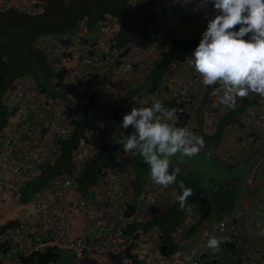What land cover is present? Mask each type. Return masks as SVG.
<instances>
[{
  "label": "crops",
  "instance_id": "obj_1",
  "mask_svg": "<svg viewBox=\"0 0 264 264\" xmlns=\"http://www.w3.org/2000/svg\"><path fill=\"white\" fill-rule=\"evenodd\" d=\"M66 1L69 3L68 8L66 6L61 12L67 10L66 15L71 23L66 28L69 29V32H72L71 34L74 35V38L80 36L85 41L93 42L97 36V24L103 20V16H114L117 19V24L115 29L106 36V39L107 37L109 39L115 38V42H117L115 49L112 48L113 56L116 57L117 50L123 53L129 48L128 52H125L127 54L123 56V59L131 57V59L138 60L134 74L121 73L114 77L115 85L120 92V105L119 103L117 104L119 108L116 107L115 111H120L123 116L129 113L133 107L151 106L156 101L161 102L164 106L165 102L177 90L178 86L174 77L177 76L182 79L190 77L193 65L191 61L184 60L181 57L182 43L179 37L175 36V32H168L165 41H163L158 50L146 51L143 49L144 38L142 34L145 36L144 33L149 34L152 32L154 23L150 21V18H153L157 12H163L164 0H147L141 10L133 12L136 14L128 15L129 20L126 22H122L119 15L106 8L97 18L96 12L100 8L96 6L97 2H94V0L85 5L81 4L78 11L71 8L70 5L76 0ZM193 1L197 2V7L192 11L178 12L176 21L178 22L179 31L191 28L194 29V32L196 31L197 34L201 35L202 28L207 27L208 19L213 18V11L212 9L200 8V0ZM14 10L19 12L12 4H9L0 9V14H8ZM63 14L65 13L63 12ZM89 19L91 22H89ZM58 36L60 35H47V40L45 39L42 42L44 50H46L45 55L50 61L55 59L52 62L53 64L51 62L47 63L45 60L46 64H49L53 73H56V71L80 72L81 65L71 53V51H77L79 46L73 39L59 43ZM39 46H41V43H39ZM56 51L57 54H55ZM62 52L69 55V62L65 66L58 59ZM17 78L28 85L32 102L38 99L39 92H44L38 86L34 75L26 73ZM101 80L100 77L95 76L86 81V89L90 93L91 99L96 93L106 88ZM54 81L57 85V90L55 85L47 88L52 90L54 99L61 98L59 80L56 75ZM217 89L219 91L213 96V91ZM196 90L200 95V100L193 108L194 122H189L194 127L192 128V133L204 138L205 147L202 149L204 152L211 151L212 154L214 153L217 162L221 166L233 167L231 169L233 179L224 180L220 189L207 190V196L203 197L201 189L195 188V184L200 183L201 187H204L203 179L193 172H191L193 174L192 178H184L180 172L177 176V184L167 188V193L161 198L159 207L152 208L146 215H136L138 206L144 202L141 195L144 185L150 180V172L146 173V176H143L144 184L131 189V203L126 205L127 211L129 210V212L131 211L134 214L133 224L124 229L116 245L107 249L102 245V237L112 234L117 227L121 228L122 225L114 220L110 221L106 228H95L94 216L84 211L78 204V200L83 199V197L87 198L82 185L85 188L88 183L85 186L83 181L82 183L80 180H76L73 186L64 189L66 192L65 208L53 218L52 223L42 226L35 202L39 197L47 198L55 195L58 190L56 189L58 188L56 181L61 177L57 178L58 176H56L41 187L34 186L32 183L35 181L34 179L39 177L42 169L30 175L26 169L16 167L12 169L11 173L3 176L5 184L0 191V228L12 220H17L20 225H29L37 237L45 240L53 234L59 222L68 219L67 231L71 237L87 234L89 239L100 243V247L95 254L91 258H86L83 264H187L188 261L185 257L191 256L193 258L201 247L199 237L208 220L213 217H220L225 212L232 213L237 207H240L243 210V215L238 222L242 233L249 241L259 243L264 247V236L257 235L261 229H264V135L260 138L259 143L250 144L242 151H236L233 155H228L236 149L240 137L249 135L260 128L259 119L254 121L244 120L243 115L250 107H260L263 97L253 94L252 98H244L237 101L235 110H232L220 103L222 89H220L219 85L204 86L201 84L196 86ZM6 93L7 91L3 93L2 98L0 97V154L6 148V143L11 138L12 133L19 129L18 125L8 118V113H4L7 111L3 105V98H5ZM68 98L71 97L68 95ZM64 100L66 99L64 98ZM213 100L219 105L220 115L211 132L207 128L205 116ZM81 106L86 109V112L92 108L96 109L97 113L101 111L103 120L110 113L109 109L90 101ZM83 113L86 116L84 111ZM28 118L34 123V112L30 111ZM112 118L110 116L109 119L111 120ZM177 127L190 128L185 121L178 124ZM19 147H23V145L20 144ZM59 158L60 156H57L54 166L57 165ZM131 167L136 179L137 170H135L134 166ZM172 169L174 168L170 167V171ZM145 170L146 168H144ZM250 172L253 174V180L251 183L245 184L243 179ZM180 181H183L185 187L192 189V194L187 198L183 210L180 209L176 197L172 195L173 192L182 194V190L179 188ZM197 193L204 199V208L209 209L206 218L203 217L202 201L200 198H193ZM89 204L95 207L98 202L91 200ZM161 222L169 228V235L166 236V239L162 237L163 235L158 234ZM17 238L15 237L14 240ZM163 242L170 246L166 255L163 251L164 247H162ZM2 244L11 248L4 254V261H10L7 264H19L18 259L22 254L15 250L16 246H12L9 240ZM128 248L137 252L134 260L128 257L126 253ZM217 254L223 256L226 262L230 261L229 254H226V252L220 251ZM121 255L124 257L123 260H119ZM66 258L69 261L70 255H66ZM247 262V264H264V257H261L256 251H251Z\"/></svg>",
  "mask_w": 264,
  "mask_h": 264
},
{
  "label": "built area",
  "instance_id": "obj_2",
  "mask_svg": "<svg viewBox=\"0 0 264 264\" xmlns=\"http://www.w3.org/2000/svg\"><path fill=\"white\" fill-rule=\"evenodd\" d=\"M146 1L127 0L126 6L131 11H138ZM9 4L16 5L24 12L37 14L43 13L47 6L46 0H0V9ZM163 4L165 5L162 7L163 12L158 16L156 23L153 24L152 32L144 41L145 50H158L165 41L168 32L173 31L175 36H178L182 41L181 57L184 60L191 61L190 57L195 48L183 45L187 43L186 40L197 39L198 34L191 28L179 31L176 15L181 11H192L197 7V2L193 0H164ZM204 8L212 9L214 15L217 14L211 4ZM116 24L117 20L112 17L101 20L97 24V36L93 42L85 41L80 36L74 38L73 34L66 37V39H73L79 46L77 51H71V53L81 65V71L67 72L64 79L59 80L58 78L61 98L54 99L49 92L41 91L38 99L32 102L27 84L18 78L11 82L4 96L5 98H3V105L6 107L8 118L14 121L19 129L12 133L11 138L6 143V148L0 154V191L5 184L3 176L11 173L12 169L22 167L32 175L41 170L44 164H51L55 161L62 150L60 141L70 138L75 133L77 125L85 121L81 108L82 104L90 101L102 105L103 108L109 109V117L122 115L120 111L110 110L120 101V92L115 85L114 77L121 73L134 74L138 60L131 59V57L123 59L122 52L117 49L116 57L113 56L112 45L114 40L108 37L106 39V36L115 29ZM205 29L206 27H203V32ZM55 54H57V51ZM58 59L65 66L69 62V55L62 52ZM95 76L102 79L101 81L106 88L96 93L91 99L85 83ZM174 78L178 86L177 90L165 102L164 107L177 109L176 126L185 121L192 132L194 127L189 122H194L193 108L200 100L196 86H200L202 82L194 67L189 78L182 79L177 76ZM68 95L71 98H68ZM252 97L253 94H249L246 98ZM239 100L242 99L238 98L237 101ZM30 111L34 112V123L28 118ZM219 115V105L213 100L205 116L209 131H213ZM243 119L253 121L259 119L260 128L249 135L240 137L236 149L228 155H233L236 151H242L250 144L259 143L260 138L264 135V97L260 107L248 108L243 115ZM107 127L102 119L92 117L87 120L83 128V134L77 140L72 171L56 181L58 187L56 189L58 190L55 195L47 198L39 197L35 202L42 226L52 223L53 218L65 208L66 192L64 189L71 187L73 181L79 179V177L82 179L83 169L91 166L100 156L99 152H101L100 150L105 146L108 139ZM20 144L23 147H19ZM132 158L131 153L119 150L114 155L112 164L107 162L99 165L92 178L83 181L85 186L88 183V186L85 187L87 198L83 197V199L78 200V204L80 208L94 216L95 228H106L109 222L114 220L122 225L121 228L117 227L112 234L102 237V245L107 249L116 245L124 229L133 224L134 214L128 215L129 210L127 211L126 208L127 203H131V189L135 188L136 175L133 173L130 163ZM252 180V174L245 177V183H250ZM166 193L167 189L154 184L150 179L145 185L143 193H141L144 202L138 206L136 215H146L152 208L159 207L161 198ZM91 200L97 201L98 204L92 207L89 204ZM242 215L243 210L237 207L232 213L225 212L220 217L209 219L199 237L201 247L197 255L192 258L191 264H240L235 252L233 253V250L228 248L227 244L229 242L233 244L236 250L242 252L244 259L247 258L248 260L251 251H256L264 257V247L248 241L242 234L238 222ZM67 227L68 219L59 222L53 234L47 239L41 240L34 234L29 225L21 224L17 229H10L5 235L3 234L4 236L0 237V245L7 240L10 241L18 237L16 239V249L23 257L43 252L50 247L60 255V260L57 262L51 260L48 264H83L86 258H91L95 254L100 247V243L89 239L87 234L71 237ZM212 235L224 238L226 241L221 243L216 254L205 247L207 240ZM220 251L229 254V262H226L223 256L217 254ZM131 252L137 255L134 249ZM68 254L70 255L69 261L66 258ZM7 263L9 262L5 264ZM19 264L25 263L20 261Z\"/></svg>",
  "mask_w": 264,
  "mask_h": 264
},
{
  "label": "clouds",
  "instance_id": "obj_3",
  "mask_svg": "<svg viewBox=\"0 0 264 264\" xmlns=\"http://www.w3.org/2000/svg\"><path fill=\"white\" fill-rule=\"evenodd\" d=\"M208 4L212 5L217 14L214 15L213 12V18L208 19L204 32L198 34V38L201 36L202 38L190 57L191 63L202 84L219 85L223 91L220 103L235 110L238 98H246L249 94L264 97V0H200L199 7L204 8ZM13 6L21 13L37 14L24 12L16 5ZM105 16L116 19L113 16ZM105 16L102 19L106 18ZM71 33H67L64 37H68ZM45 37L47 35L41 36L39 43H42ZM68 40L70 39H66ZM144 44L143 42V49H145ZM217 91L219 89L214 90L212 95L215 96ZM176 113L177 109L166 108L159 101L147 107H133L129 113L122 115L121 123L123 129L132 131L116 141L123 146L125 153L139 155L150 169L151 181L165 189L177 184V176L181 172L179 167L170 171V158L178 153L181 158H191L198 155L205 147L202 136L193 134L186 127L176 126L178 119ZM114 116L121 114L112 117ZM109 118V116L104 120L102 118L105 124L107 122L106 125L111 123ZM249 174L252 172L246 176ZM77 180L83 181L80 177ZM243 181L245 183V178ZM179 188L182 194L173 192L172 195L176 197L180 209L183 210L187 198L192 194V189L185 187L183 181L179 182ZM257 235L264 236V229H261ZM10 242L12 246H16V240ZM224 242H226L224 238L212 235L205 247L215 254ZM2 245L5 247L3 248ZM2 245L0 264H5L2 256L11 248ZM15 250L17 251L16 247ZM185 259L191 264V256H186Z\"/></svg>",
  "mask_w": 264,
  "mask_h": 264
},
{
  "label": "trees",
  "instance_id": "obj_4",
  "mask_svg": "<svg viewBox=\"0 0 264 264\" xmlns=\"http://www.w3.org/2000/svg\"><path fill=\"white\" fill-rule=\"evenodd\" d=\"M126 1L127 0H94V2H97L96 6L100 8L96 12V17L98 18L99 14L102 13L104 8H106L107 10H111L112 12L116 13V15H119V18L122 22H126L127 20H129L128 19L129 14L130 15L136 14L133 13L135 11H131L130 9H128V7L126 6ZM88 3H86L85 0H76L73 1V3H71L70 5L71 8H74V10L78 11V8L81 4L85 5ZM68 5L69 3L66 0H48V4L45 8V11L41 14H25V13L21 14L20 12H17L15 10L8 14L6 13L0 14V24H1L0 97L1 98L3 97V93L7 91L9 85L16 77L22 74H26V72L24 71L26 66L32 67L34 69L32 75L35 76L38 82V86L42 90L49 92L51 95L53 94L52 90L48 89L47 87L49 86L53 87V85H55L57 90V85L54 81L55 75L59 78V80L60 79L62 80L65 78L67 71H59V72L56 71V73H53L52 70L50 69L49 64L47 65L45 62L46 58L42 56L43 55L42 50H44L43 43H41V46H39V43L37 45L35 44L36 47L34 46L33 43L36 36H42L44 34L60 35L57 38L59 43L66 41V38L65 37L63 38V35L69 33V29L66 27L70 25L71 22L69 20V17L66 15L67 10L63 11L65 14H63L61 10L64 9L66 6L68 8ZM144 5L145 3H143L141 9L144 7ZM160 14L161 12H157L153 18H150V21H152V23H156L157 17ZM61 20L63 25L57 26V24ZM89 22H91L90 19ZM144 34L147 37L148 34L147 33ZM142 36L144 39L146 38L143 34ZM201 38L202 36L197 39L186 40L187 43H184L183 46L186 45L196 48ZM116 46H117V42H115V38H114L113 48H115ZM128 49L129 48H127L125 52H128ZM125 52L122 53V56L127 54ZM11 55H14V59L11 58ZM116 107L118 106L116 105L111 108L115 109ZM81 108L86 113V116L84 115L85 121L77 125L75 133L70 138L63 139L61 141L62 150L61 153L58 154V157L60 156V158L57 162V165L54 166L50 164H44L42 166L41 174L39 175L38 178L34 179L35 181L32 183L34 186L37 185L41 187L45 185L47 182H49L51 179L55 178L56 176H58L57 178H60L62 176L64 177L66 174H69L72 171L74 166L73 155L76 149L77 140L83 134L84 125L87 123V120H90L95 114H96L95 116L96 119H102V115H103V114L101 115L99 112L97 113V110L94 108L87 110V112L86 109L83 108V106H81ZM4 113H7V111ZM122 118L123 117L121 115V116H114L111 119V123H109L108 125H111L112 127H110V130L107 131L108 139L106 140V144L100 150L101 152H99L100 156L98 157V159L91 166H89L88 168L85 167L83 169L82 171L83 181L92 178V175H94L95 171L99 168V165L105 164L107 162L108 164H112L114 155L119 150H123V146L116 143V141L120 138L114 137L112 135L113 132H119L120 134H122V137H124L131 133L132 131L131 129L125 130L122 128L121 126L123 120ZM182 119L184 118L182 117ZM131 156L133 157L132 161L130 162L131 166H134L135 170H137L136 172L138 173L134 185L135 187H138L139 185L144 184L143 182L144 178L142 175L139 174V169L146 168L147 165L143 162V159L139 155H133L131 153ZM83 189H85L84 186ZM193 198H200V200L202 201L201 207L204 212L203 217L206 218L209 209L207 210L204 208V203H203L204 199L200 197L199 193L195 194ZM127 214L131 215L132 213L131 211L130 212L128 211ZM18 224L19 221L17 220H12L8 222L5 226H2L0 228V236L5 234L8 230L17 227ZM159 228H158V234L161 236L163 235L162 237L166 239V236L169 235L168 226L161 222L159 224ZM227 246L230 250H233V253L235 252L240 264L248 263L247 258L244 259L242 252L240 250H236L232 243L229 242ZM162 247H164L163 251L166 255L168 252V248H170V246L166 242L165 244L163 242ZM126 253L131 260H134V258L136 257V255H134L131 252L130 248L126 249ZM20 260L22 263L25 264H48L51 260L54 262L59 261L60 255L49 247L43 252H37L28 257H22V259Z\"/></svg>",
  "mask_w": 264,
  "mask_h": 264
},
{
  "label": "rangeland",
  "instance_id": "obj_5",
  "mask_svg": "<svg viewBox=\"0 0 264 264\" xmlns=\"http://www.w3.org/2000/svg\"><path fill=\"white\" fill-rule=\"evenodd\" d=\"M92 0H86V3H90ZM114 17V16H113ZM62 20L57 24V26H62ZM56 26V27H57ZM1 27V24H0ZM51 35V34H50ZM65 36H67V34H65ZM52 37V36H51ZM39 36L35 37L34 40V46L36 43H39ZM64 38V35H63ZM47 40V37H45L43 39ZM36 47V46H35ZM43 51V55L46 58L47 62H50L49 58L45 55L46 50H42ZM40 53V51H39ZM41 55V54H39ZM11 58L14 59V55H11ZM53 62V61H52ZM51 62V63H52ZM53 64V63H52ZM51 64V65H52ZM57 64V63H56ZM33 68L32 67H25V72L26 73H33ZM100 114H102L101 111H99ZM96 115H94L93 117H95ZM107 124V122H106ZM110 127H112L111 125H108L107 130H110ZM112 135L114 137H118V138H123L122 134H120L119 132H113ZM171 161V165L170 167L172 168H176L179 167L181 169V173H182V177L184 178H192L193 177V173L197 174L198 176H200L203 181H204V187H201V183L200 184H195V188L197 189H201V191L203 192V197H206L208 194L207 190H211L213 191L215 188L216 189H220L222 182L224 180L227 179H233L232 178V174H231V169L233 167H225V166H221L218 162L217 159L215 157V154L210 152H204L203 150H201V152L194 156V157H180V154L178 153L176 156H173L170 158ZM150 172V169L147 165L146 170L144 171V168H140L139 169V174L142 176H146V173L148 174ZM3 248L5 247L4 245H2ZM4 250V249H3ZM125 253V252H124ZM4 257V256H2ZM124 257L121 255L119 260H123Z\"/></svg>",
  "mask_w": 264,
  "mask_h": 264
}]
</instances>
